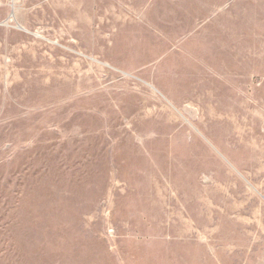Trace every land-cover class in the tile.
<instances>
[{
	"label": "rangeland",
	"instance_id": "obj_1",
	"mask_svg": "<svg viewBox=\"0 0 264 264\" xmlns=\"http://www.w3.org/2000/svg\"><path fill=\"white\" fill-rule=\"evenodd\" d=\"M243 14L264 2L0 0V264H264Z\"/></svg>",
	"mask_w": 264,
	"mask_h": 264
},
{
	"label": "crops",
	"instance_id": "obj_2",
	"mask_svg": "<svg viewBox=\"0 0 264 264\" xmlns=\"http://www.w3.org/2000/svg\"><path fill=\"white\" fill-rule=\"evenodd\" d=\"M241 1L249 3L264 2V0H233V2ZM236 30L237 29H235V34L237 35ZM240 32L243 34V44L248 45L246 51L252 50L251 46L254 42H256L255 45H257L256 49H264V14H243V26ZM238 50L241 51V48Z\"/></svg>",
	"mask_w": 264,
	"mask_h": 264
}]
</instances>
